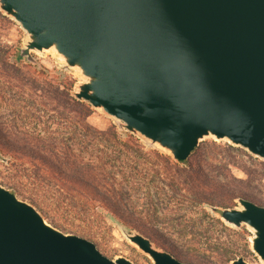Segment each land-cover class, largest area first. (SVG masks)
<instances>
[{
    "label": "water",
    "instance_id": "1",
    "mask_svg": "<svg viewBox=\"0 0 264 264\" xmlns=\"http://www.w3.org/2000/svg\"><path fill=\"white\" fill-rule=\"evenodd\" d=\"M0 12L25 32L20 57L48 73L38 57L50 53L75 71L74 96L124 136L177 161L207 138L264 161V0H0ZM235 200L205 207L246 226L264 264V205ZM107 217L153 264H192ZM0 264L135 263L61 230L0 183Z\"/></svg>",
    "mask_w": 264,
    "mask_h": 264
},
{
    "label": "rangeland",
    "instance_id": "2",
    "mask_svg": "<svg viewBox=\"0 0 264 264\" xmlns=\"http://www.w3.org/2000/svg\"><path fill=\"white\" fill-rule=\"evenodd\" d=\"M7 19L8 21L0 20V129L10 140L17 141H28L31 137H56L59 140L73 137L67 143L73 145L78 152L86 138L82 136L79 124L73 125V131L70 129L64 96L67 86H72V92L74 91L78 76L73 70H62L58 59L50 53L38 57L41 64L49 70L48 73L38 71L36 66L25 59L16 58L25 32L14 20L9 17ZM7 56H11V61ZM88 122L100 130L114 125L111 119L93 108ZM129 135L122 137L125 139ZM132 136L144 145L139 138ZM96 147L107 153L118 148L110 137L101 138ZM145 149L151 150L147 147ZM158 153L162 157L139 156L134 151H127L115 163L116 182L131 189L126 198L127 215L152 228L162 242L166 243L167 248L164 249H176L179 259L184 262L231 264V259L243 257L249 263L260 264L251 248V231L246 226L241 229L230 227L221 220L220 212L212 215L207 208L194 203L190 194L178 186L187 175L178 171L177 160L167 153ZM127 161L131 165H137L138 170L124 166ZM191 162L199 174L219 183L220 190L216 189L217 192L231 206H237V203L235 199L231 200L228 190L248 188V183L254 186L253 192L258 203L264 205L262 159L226 141L217 142L207 138L192 155ZM14 169L8 161L0 159V183L5 185L11 180L25 192V195H19L20 198L30 201L24 197L31 196L39 201L50 223L65 232L93 241L111 259L122 255L135 264H153L147 255L129 243L121 230L108 219L107 214L97 210L98 214L91 215L87 221L74 213L64 212L63 207H57L51 194L34 188L25 177L16 174ZM191 174L197 176L196 173ZM187 184L190 188L198 186L196 180Z\"/></svg>",
    "mask_w": 264,
    "mask_h": 264
},
{
    "label": "trees",
    "instance_id": "3",
    "mask_svg": "<svg viewBox=\"0 0 264 264\" xmlns=\"http://www.w3.org/2000/svg\"><path fill=\"white\" fill-rule=\"evenodd\" d=\"M0 20L8 21L1 12ZM7 57L11 61V56ZM15 57L21 58L20 55ZM64 96L67 105L66 119L70 124V129L73 131V125L79 124L83 131L82 136L86 138L84 145L80 147L78 152L75 151L73 145L67 143L73 137L65 140H59L56 137H49L48 139L31 137L28 138V141H17L10 140L0 129L1 158L8 159V164L15 168L16 174L25 177L34 188L42 189L51 194L57 207H63L64 212L74 213L80 219L87 221L90 217L98 214L97 210L104 214L112 213L131 228L149 236L158 246L167 248L165 247L166 243L162 242L163 240L152 228L136 222L127 215L128 202H126V198L131 189L116 182L114 170L115 163L120 161L121 155L127 151H134L139 156L156 155L162 157V155L158 151L146 150V147L134 139L132 135L124 139L123 134L118 131L115 125L106 130L92 126L88 122L92 107L74 96L72 86L65 88ZM105 137L113 139L119 149L116 148L107 153L103 149L97 148L98 141ZM91 148L94 149L91 150ZM198 148L193 151L192 155ZM191 157L187 160L176 161L177 166L179 165L178 171L187 175L184 176L183 181L178 183V186H181L184 192H188L192 201L198 205L205 207L206 204H212L223 206V208L233 207L227 203L222 194L217 192L216 189L220 190L219 183L212 178H207L202 173H198L199 171L194 168L191 162ZM164 158L166 159V157ZM133 162L135 161L133 160ZM124 164L133 170H138L137 165H131L128 161ZM191 173H196L197 176L194 177ZM191 180H196L198 186L195 188L188 187L187 182L189 183ZM248 184V188L228 190L227 194L230 193L231 200L244 197L258 203L253 192L254 186L251 183ZM5 185L16 196L25 195L21 187L11 180L7 181ZM24 198L30 200L29 202L35 205L46 218L44 208L39 201L31 196ZM169 250L178 259L180 258L176 249L170 248ZM230 253L233 254V252Z\"/></svg>",
    "mask_w": 264,
    "mask_h": 264
}]
</instances>
